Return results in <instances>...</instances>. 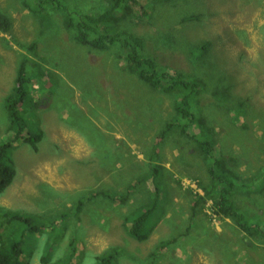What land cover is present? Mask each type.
Segmentation results:
<instances>
[{
  "label": "rangeland",
  "instance_id": "rangeland-1",
  "mask_svg": "<svg viewBox=\"0 0 264 264\" xmlns=\"http://www.w3.org/2000/svg\"><path fill=\"white\" fill-rule=\"evenodd\" d=\"M139 1L147 16L122 27L141 35L163 67L203 81L194 113L234 159L235 200L260 231L247 235L200 198L214 183L212 160L193 141L159 138L174 98L131 73L118 49L75 40L69 19L102 11L107 0H0L12 24L0 30V142L16 130L5 97L20 62L30 56L43 69L30 82L40 104L23 114L43 136L37 150L15 145L16 175L0 208L45 222L29 264H97L110 249L119 251L115 264H264V0ZM151 163L161 167L163 212L139 241L128 225L152 198Z\"/></svg>",
  "mask_w": 264,
  "mask_h": 264
},
{
  "label": "trees",
  "instance_id": "trees-1",
  "mask_svg": "<svg viewBox=\"0 0 264 264\" xmlns=\"http://www.w3.org/2000/svg\"><path fill=\"white\" fill-rule=\"evenodd\" d=\"M107 1V7L102 11L83 12L76 21H73V18L69 19L74 28L75 40L94 49H118L125 55L126 67L131 73L150 88L174 98V115L168 121L165 120L159 138L176 133L193 141L195 148L205 158L212 160L208 172L210 180L214 183L210 187L202 186L204 194L200 198L211 200L216 216L231 219L247 235H252L254 230L260 231L255 216L248 215L235 200L236 173L231 170L235 164L234 159L221 155L212 132L205 127L204 120L194 113L193 109L197 103L199 105L200 98L197 96L205 88L203 81L163 67L159 59L160 54L150 52L146 40L141 35L122 27L131 20L147 16L145 6L139 0ZM11 25V19L0 12V30L9 32ZM35 48V42L27 47L31 54H35ZM201 49L204 50V48H195L197 51ZM42 70L37 61L25 56L18 67L13 90L5 97V107L11 126H16V130L5 136V141L0 142V194L12 184L16 175L12 161L15 145L26 142L37 150V144L43 136V130L38 124L32 126L23 117L24 113L35 115V110L40 104L31 94L30 82L32 77L36 80L41 79ZM221 94L224 97L226 93L222 91ZM30 109L34 111L29 112ZM198 124L202 128L205 127L200 136L193 132ZM34 126H36L35 130H33ZM149 175L147 179L151 181L152 198L128 225V233L139 241L149 237L160 222L163 212L160 202L162 191L160 165L151 163ZM138 181L128 187L133 188ZM45 225V222L31 213L0 208V264H29L30 249L33 248L30 244L36 241L37 233L44 229ZM160 245V247L164 246V242ZM118 252L116 249L108 250L96 258L97 264H115L114 260ZM47 253L44 256H47Z\"/></svg>",
  "mask_w": 264,
  "mask_h": 264
}]
</instances>
